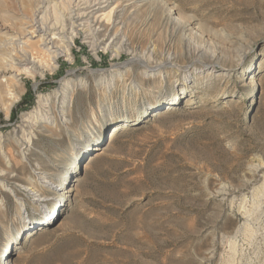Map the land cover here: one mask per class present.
<instances>
[{
  "label": "rangeland",
  "instance_id": "obj_1",
  "mask_svg": "<svg viewBox=\"0 0 264 264\" xmlns=\"http://www.w3.org/2000/svg\"><path fill=\"white\" fill-rule=\"evenodd\" d=\"M31 4L0 0V58ZM120 4L117 55L76 31L69 55L54 69L43 57L0 102L14 158L0 176V264H264V0ZM167 44L174 65L134 61L153 46L158 65ZM67 82L68 120L22 151L23 117ZM39 171L55 185L35 204L24 185Z\"/></svg>",
  "mask_w": 264,
  "mask_h": 264
},
{
  "label": "bare ground",
  "instance_id": "obj_2",
  "mask_svg": "<svg viewBox=\"0 0 264 264\" xmlns=\"http://www.w3.org/2000/svg\"><path fill=\"white\" fill-rule=\"evenodd\" d=\"M32 1L33 5L31 4L30 15L26 14L22 16V24L20 28L17 27L18 33L11 40L6 39L9 40L7 44L10 45V48L12 46L13 49L9 50L10 52L6 57L2 58V56V59L0 58V75L9 76V80H5L4 83L0 84V102H3L7 96H11L12 91L17 85L16 77H19L21 73L26 76H33L42 72L43 66L41 60L43 57L46 56L49 59L50 69H54L56 61L60 57L69 55V46L76 36V31H82L85 44H88L91 51H109L117 55L121 46L125 44V35L117 28L116 23L118 21L115 22L113 20L114 14L118 12V8L126 7L121 6L120 3H138L140 0ZM58 3L60 6L57 9L54 6ZM103 22L109 23V25L106 27L104 26L106 24L103 25ZM170 47L171 45L169 44L166 51H164L163 59L158 62V65H151L149 63V57L152 54L158 55L153 46L145 51L148 52L146 54H151L148 58L144 57L145 59L140 58L134 61L145 65L149 68V71L153 72L170 67L174 65L171 58L173 57V53ZM46 65L45 67L48 68V65ZM162 66L164 67L162 68ZM182 69L183 73H186L183 80L185 84L190 82L189 78H191L193 72L189 66H185ZM76 88L77 86L71 82H67L62 84L59 89L47 95L37 97L34 108L22 119L21 130L24 132L22 136L24 140L22 151H26L28 146H30L34 130L40 127H56L60 125L59 123L63 124L64 121L68 120V110ZM0 156L5 162L3 166H0V176L11 174L10 168L13 165L14 158L5 152L1 145ZM68 167L70 176L72 170L75 168V161ZM51 177L52 175L49 173L39 171L36 173L34 179L24 185L25 192L31 196L35 204H41L46 198L45 194H43L44 187L55 185V181ZM11 192L16 197L12 190ZM51 213L53 212L45 216L42 221L46 220Z\"/></svg>",
  "mask_w": 264,
  "mask_h": 264
}]
</instances>
